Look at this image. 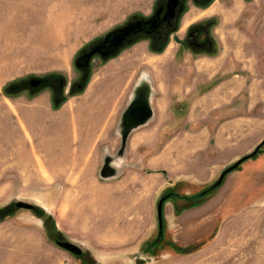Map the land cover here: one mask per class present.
I'll return each instance as SVG.
<instances>
[{"label":"rangeland","instance_id":"374dc122","mask_svg":"<svg viewBox=\"0 0 264 264\" xmlns=\"http://www.w3.org/2000/svg\"><path fill=\"white\" fill-rule=\"evenodd\" d=\"M163 1L0 0V264H264V146L211 193L200 196L221 172L214 180L170 186L151 197L149 204L145 194L139 199L135 194L132 199L116 194L120 179L131 192H139L137 184L143 185L136 175L148 169L131 159L115 167L110 178L101 177L99 166L98 181H70L80 177L84 170L79 173L78 168L84 167L72 166L64 157L73 143L62 139L64 132L58 128L63 123L51 120L62 111L64 93L53 107L48 103L37 107L38 94L52 91H34L30 80L63 78L65 93L77 92L70 84L81 81L75 63L80 53L114 29L151 18ZM224 1L234 15H242L236 27L243 35L247 31V43L252 41V48L259 51L248 55V83L264 80V0ZM192 5L197 6L189 1L182 14ZM208 24L209 36L214 21ZM186 34L178 35L185 39ZM145 37L140 35L137 41ZM104 62L93 60L83 86ZM11 85L24 87L13 91ZM255 113L262 117L257 119L263 124L260 144L263 103ZM42 121L50 125L47 134L37 130ZM171 192L187 198L173 194L167 199L160 236L157 207ZM18 201L36 207L18 209ZM52 218L61 239L81 247L82 256L58 246Z\"/></svg>","mask_w":264,"mask_h":264},{"label":"crops","instance_id":"0c3cea01","mask_svg":"<svg viewBox=\"0 0 264 264\" xmlns=\"http://www.w3.org/2000/svg\"><path fill=\"white\" fill-rule=\"evenodd\" d=\"M234 11L223 0L192 5L182 16L177 35L214 21L216 46L196 50L176 40L174 44L172 38L158 50L150 39L142 38L107 59L80 90L64 98L62 111L51 120L63 123L55 128L63 130V140L73 143L64 157L72 166L84 167L78 168L79 173L84 170L82 175L70 181H98L97 167L106 160L119 168L131 159L148 169L136 175L143 185L137 184L139 192H131L120 179L116 194L126 199L145 194L151 204V197L177 183L214 180L259 145L263 124L255 111L264 104V80L248 83L246 63L249 54L259 51L252 48V41L247 43V31L243 35L236 27L242 15ZM235 34L237 40L232 39ZM139 85L152 91L153 117L130 134L125 154L119 155L122 116L134 100L131 89ZM37 98L38 108L55 104L47 91ZM38 125L40 134L49 132V123Z\"/></svg>","mask_w":264,"mask_h":264},{"label":"water","instance_id":"95a60500","mask_svg":"<svg viewBox=\"0 0 264 264\" xmlns=\"http://www.w3.org/2000/svg\"><path fill=\"white\" fill-rule=\"evenodd\" d=\"M178 3H179V0H170L169 2L170 11L168 12V15L166 16V19H171L174 17L176 13L175 9ZM160 23H161V12H158L149 19L134 22V23H131L129 26L110 31L106 35V42H109L110 40H112L113 47L118 48L123 43L124 39L131 33L145 32L146 34L151 35L158 30V28L160 27ZM176 35L177 33H173V35L171 36L174 37L176 41L180 42L179 38L176 37ZM98 52L103 54L104 56H108V54L112 52V50L104 49L103 47L97 48L92 53H90L84 59V61L78 58L76 60L77 67H81L82 64H84L85 66H88L92 56ZM32 82H33L32 83L33 85H37L40 83L39 80H33ZM71 94L73 93L67 92L66 96L69 97ZM133 94L135 96L134 100L130 103L128 109L125 111L124 115L122 116V120H121V126H120L121 131L120 132L122 135V144L119 149V155L125 154L126 147H127V140L130 134L138 127L146 124L153 117V110L150 105V96H152V91L149 88V86L139 85V87L135 88V90L133 91ZM263 145H264V140L256 147V149L252 153L240 158L234 164L227 167L221 173L219 179L213 185H211L208 189H206L204 193L211 192L213 189L219 187L223 183L225 177L229 173L237 169L246 160H249L253 158L255 155H257L258 151L261 149V146ZM115 173H116L115 167L111 165L110 160H106L101 170V174H100L101 177L107 179V178L114 176ZM169 197H170L169 195L163 196L160 199L158 203V207H157L160 235L163 234V229H164L163 208H164L165 202L167 201ZM16 207L18 209L34 210L36 205L33 203L25 202V201H18L16 203ZM49 214L50 213L47 212L45 215V218H49ZM51 229L55 235H59V227H58V224L55 218L51 219ZM57 244L59 247L75 255H80L83 252V249L81 247L69 241L58 239Z\"/></svg>","mask_w":264,"mask_h":264},{"label":"flooded vegetation","instance_id":"af4514ba","mask_svg":"<svg viewBox=\"0 0 264 264\" xmlns=\"http://www.w3.org/2000/svg\"><path fill=\"white\" fill-rule=\"evenodd\" d=\"M189 1H192V3L200 5V6L201 5L202 6H206V5L210 4V3H212L214 0H179V3H178V5H177V7L175 9L176 13H175L174 17L171 18V19H166V16L168 15V12L170 11L169 10V2H170V0H164L163 3H161L160 7L156 11V13L161 12V23H160V27L158 28V30L155 33L151 34V35H148L145 32L131 33L130 35H128L124 39L123 43L118 48H114L113 47V41L112 40H110L109 42H106V35L109 33L108 32L104 36L103 39H100L95 44H92L89 47L85 48L80 53V55L77 57V59L80 58V59H82L84 61V59L90 53H92L94 50H96L97 48H100V47H103L104 49H111L112 52H110L108 54V56H104L103 54H101L99 52L94 54L92 56L88 66H85L84 64H82L81 67H77V65H76L79 73L81 74V76H80V80L81 81L72 82L70 84V90H75L76 91L78 89L80 90V88L83 87V84H84L83 81L85 82L86 79H87L86 77H88L90 75L91 65H92L93 60L95 58H98V59H100L102 61H106L107 59H110V57L117 55L118 53H120L123 49L127 48L128 46L134 45L136 43V41H137V38L140 35H146V37L151 40V43L155 47H161L162 45H164L168 41L170 36L173 35V33H178L179 32L180 23L178 21H180L182 16L184 15V14H182V12H183L184 8L186 7V5H187V3ZM141 20H146V19L133 20V21L127 23L126 25H124L123 27L129 26L131 23L138 22V21H141ZM211 26L213 27V25H211ZM123 27H120V28H123ZM209 29H210V25L208 23L195 24L192 27H190L189 31L187 32V34L185 36V39H183V40L179 39L180 40L179 43H182L183 45H185L184 43H187L188 47H190L192 49H196V50H198V49L199 50L207 49L208 45H213L214 44V41L212 39V35L208 36ZM208 40H209V42H208ZM187 45H185V46H187ZM75 63H76V61H75ZM33 80H39L40 83L37 84V85H33L32 84ZM33 80H30L28 83L31 85V87L34 89V91L42 89V88L51 89L52 98L54 100V103L57 100H60L59 96L61 97L63 93H64L65 97L67 95V92L65 93V89H66V85L67 84H66L65 79H63V78L58 79L56 77H53V79H52L50 77H39V78L33 79ZM22 86L23 85H13V86L11 85L10 89L13 90V91H16L19 88H21ZM63 100H64V98L61 100V102ZM163 234H164V229H163ZM163 234L160 235V236H163ZM56 237H57V239H61L60 234L56 235ZM83 254H84V251L78 256H82Z\"/></svg>","mask_w":264,"mask_h":264},{"label":"trees","instance_id":"16d2710c","mask_svg":"<svg viewBox=\"0 0 264 264\" xmlns=\"http://www.w3.org/2000/svg\"><path fill=\"white\" fill-rule=\"evenodd\" d=\"M168 42H169V40L164 44V45H162L161 47H157L158 48V50H162V49H164V47L168 44ZM264 146V145H263ZM263 146H261V149H262V147ZM261 149L258 151V153L257 154H259L260 152H261ZM256 156V155H255ZM208 189V188H207ZM215 190V189H214ZM213 191V190H212ZM211 191V192H212ZM211 192H208V193H211ZM208 193H204V191H203V193H201V195L200 196H205V195H207ZM169 194V196H173V194H174V196H176V197H182V198H187L185 195L184 196H181L180 194H178V193H168Z\"/></svg>","mask_w":264,"mask_h":264},{"label":"bare ground","instance_id":"6f19581e","mask_svg":"<svg viewBox=\"0 0 264 264\" xmlns=\"http://www.w3.org/2000/svg\"><path fill=\"white\" fill-rule=\"evenodd\" d=\"M187 22V21H186ZM48 198V197H47Z\"/></svg>","mask_w":264,"mask_h":264}]
</instances>
